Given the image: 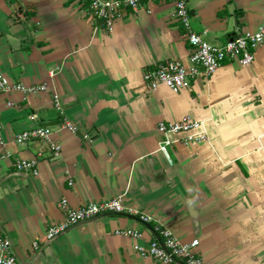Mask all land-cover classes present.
I'll return each mask as SVG.
<instances>
[{"label":"crops","instance_id":"crops-1","mask_svg":"<svg viewBox=\"0 0 264 264\" xmlns=\"http://www.w3.org/2000/svg\"><path fill=\"white\" fill-rule=\"evenodd\" d=\"M188 7L192 29L213 44L256 32L264 18V0ZM174 12L173 0H141L109 31L80 0H0V73L48 86L27 98L0 94V235L21 263L160 264L135 249L149 246L159 224L182 243L199 239L204 264H264V44L249 65L227 61L188 89L152 92L145 71L169 60L189 64L191 45ZM184 116L205 122L208 139L174 136L170 161L158 125ZM53 121L60 156L40 141L15 142ZM22 159H36L38 174L18 171ZM115 197L138 214L101 216L44 240L63 219L62 200L79 208ZM123 229L142 236L116 233Z\"/></svg>","mask_w":264,"mask_h":264},{"label":"built area","instance_id":"built-area-1","mask_svg":"<svg viewBox=\"0 0 264 264\" xmlns=\"http://www.w3.org/2000/svg\"><path fill=\"white\" fill-rule=\"evenodd\" d=\"M89 14L100 24L112 31L116 20L122 17L124 11L131 10L136 13L140 9L141 0H80ZM175 19L181 24L186 32L187 40L191 45L189 64L179 60H169L158 64L155 68L148 69L143 79L148 89L157 91L162 86H167L175 92L188 89L193 80L204 76L213 77L220 67L227 61H238L242 65H249L255 60L256 49L264 44V18L256 32H246L238 35L226 43L213 44L208 42L201 34L196 33L191 26V15L188 7V0H173ZM47 84L26 85L22 82H12L7 76L0 73V94L19 92L24 98L31 94L46 91ZM55 109L64 114L63 104L59 96L55 95ZM31 119H35L34 116ZM0 119V129H1ZM63 127L72 132L77 131V126L67 119H64ZM158 130L163 134L164 139L160 144V151L171 161L169 148L178 140L174 136L185 134V144L196 143L208 139L205 122L184 116L178 121H161ZM51 128L35 127L15 135V142L18 145H25L36 140L44 144L53 154L54 158L60 156L61 147L51 141ZM38 161L18 160L15 167L20 172L38 174ZM73 185V182H70ZM61 209L63 219L57 224L48 227L44 240H53L72 227L88 222L105 215H121L125 213L138 214L129 210L123 203L121 197H115L100 202H88L79 208L70 207L67 200H62ZM140 219L144 223H150L152 218L141 214ZM156 237L152 239L149 246L144 248L140 245L135 249L143 255L150 256L160 264H174L177 260L185 264H204L203 258L198 253L199 239L188 243L180 242L173 233L159 224L154 227ZM118 235L140 239L141 233L137 230L123 229L116 232ZM37 248L38 242L34 243ZM0 264H23L12 251V242L9 238L0 235Z\"/></svg>","mask_w":264,"mask_h":264},{"label":"water","instance_id":"water-1","mask_svg":"<svg viewBox=\"0 0 264 264\" xmlns=\"http://www.w3.org/2000/svg\"><path fill=\"white\" fill-rule=\"evenodd\" d=\"M55 124V121L53 122H42V124L40 125V127H51Z\"/></svg>","mask_w":264,"mask_h":264},{"label":"trees","instance_id":"trees-1","mask_svg":"<svg viewBox=\"0 0 264 264\" xmlns=\"http://www.w3.org/2000/svg\"><path fill=\"white\" fill-rule=\"evenodd\" d=\"M28 15H29V16H31L32 14H31V13H29ZM26 16H27V14H26Z\"/></svg>","mask_w":264,"mask_h":264}]
</instances>
